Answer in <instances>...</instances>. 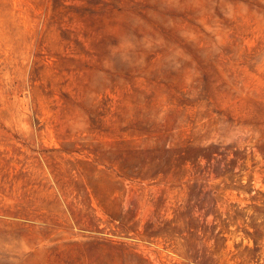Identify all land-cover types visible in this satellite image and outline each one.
<instances>
[{"label": "rangeland", "instance_id": "1", "mask_svg": "<svg viewBox=\"0 0 264 264\" xmlns=\"http://www.w3.org/2000/svg\"><path fill=\"white\" fill-rule=\"evenodd\" d=\"M0 264H264V0H0Z\"/></svg>", "mask_w": 264, "mask_h": 264}]
</instances>
